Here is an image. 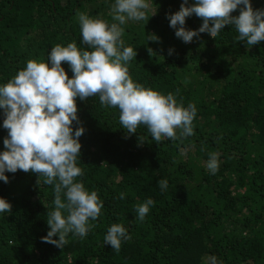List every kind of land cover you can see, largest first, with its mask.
Returning a JSON list of instances; mask_svg holds the SVG:
<instances>
[{
  "label": "trees",
  "instance_id": "16d2710c",
  "mask_svg": "<svg viewBox=\"0 0 264 264\" xmlns=\"http://www.w3.org/2000/svg\"><path fill=\"white\" fill-rule=\"evenodd\" d=\"M193 0H189L191 5ZM115 0H0V84L28 60L47 61L57 44L80 43L78 13L111 23ZM182 0H150L148 21H128L122 39L137 55L128 62L133 81L195 104L194 135L156 143L144 125L128 134L118 108H104L99 97L76 98L85 131L77 177L104 201L96 225L85 238L69 234L62 249L42 241L54 210V186L37 173L6 172L0 197L11 210L0 216V264H264V41H238L231 25L212 38L200 33L185 43L166 18ZM264 9V0H251ZM186 5V6H189ZM242 7V6H240ZM239 15V7L231 13ZM202 18H186L198 30ZM155 35L158 39H148ZM171 54H169V50ZM69 78L73 73L62 62ZM0 110V125L3 123ZM7 129L0 126V151ZM217 153L215 175L206 167ZM167 179L161 191L157 181ZM125 193L123 200L119 194ZM154 205L143 222L135 208ZM65 215L67 213H64ZM121 223L131 236L119 252L103 242L107 228ZM53 239H58L54 236Z\"/></svg>",
  "mask_w": 264,
  "mask_h": 264
},
{
  "label": "clouds",
  "instance_id": "9594fccd",
  "mask_svg": "<svg viewBox=\"0 0 264 264\" xmlns=\"http://www.w3.org/2000/svg\"><path fill=\"white\" fill-rule=\"evenodd\" d=\"M182 0L180 8L168 14L169 26L183 42H192L200 33L216 38L225 25H231L238 33V41L257 45L264 41V9H253L251 0ZM242 6V7H240ZM150 0H115L109 24L103 19L86 13H78L81 45L57 44L48 53L47 61L28 60L26 66L0 84V110H3L4 150L0 151V181L8 183V173L23 170L45 177L44 183L54 186V210L47 213L49 226L43 242L58 248L68 244V235L85 238L96 225L104 207L97 191L88 190L76 178L83 175L77 166L80 156L82 126L73 130V122L79 123L76 98L99 97L104 108L119 109V123L128 134L137 132L144 125L156 143L167 138L194 135L193 121L197 115L195 104L185 107L171 92L163 94L133 81L128 62L137 53L133 46H125L122 37L128 21H144L149 15ZM239 7V15L231 13ZM195 14L202 18L198 30L185 28L186 18ZM148 39L157 40L155 35ZM171 49L169 54H171ZM62 62L73 73L69 78ZM179 130V137L177 135ZM206 167L215 175L220 167L219 156L209 154ZM161 191L168 189L167 179L157 181ZM125 193L119 194L123 200ZM152 199L136 206V219L143 222ZM11 204L0 197V216L10 212ZM64 213H67L66 215ZM58 236V239H53ZM131 239L128 229L121 223L107 228L103 242L119 252L122 242ZM207 264H222L215 256L207 258Z\"/></svg>",
  "mask_w": 264,
  "mask_h": 264
}]
</instances>
